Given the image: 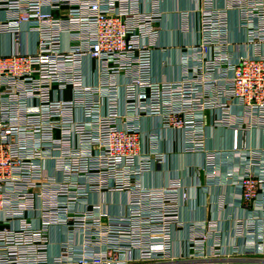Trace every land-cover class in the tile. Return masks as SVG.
Here are the masks:
<instances>
[{
	"label": "built area",
	"instance_id": "1",
	"mask_svg": "<svg viewBox=\"0 0 264 264\" xmlns=\"http://www.w3.org/2000/svg\"><path fill=\"white\" fill-rule=\"evenodd\" d=\"M206 1L200 38L179 49L181 76L160 80L155 56L172 47L159 44L157 0L149 11L140 0H0V264L264 257L262 157L242 142L264 129V0H229L225 11ZM232 11L245 42L230 40ZM208 126L230 128L234 152L247 155L242 214L229 218L242 248L223 244L215 213L184 217L196 186L145 185L166 157L145 152V138L181 131L185 152H205L212 167ZM93 176L105 179L91 185Z\"/></svg>",
	"mask_w": 264,
	"mask_h": 264
},
{
	"label": "crops",
	"instance_id": "2",
	"mask_svg": "<svg viewBox=\"0 0 264 264\" xmlns=\"http://www.w3.org/2000/svg\"><path fill=\"white\" fill-rule=\"evenodd\" d=\"M142 8L150 10L152 0H140ZM160 4V10L164 18L158 27L161 29L159 44L166 49V53L159 51L155 56L154 72L158 74L160 80H173L179 78L182 73L180 65V48L184 47L194 40L200 38L199 34V16L205 7L208 6L206 0H157ZM213 6L222 11L229 8V0H213ZM191 12L186 19L184 13ZM237 11H232L231 35L230 40L240 42L246 41V35L241 25V20ZM195 13V14H192ZM58 15V13H55ZM188 26L190 32L182 31ZM195 31V34L192 32ZM190 35V36H188ZM213 114L207 113V120H211ZM210 124V122H209ZM153 139V134L151 135ZM206 146L209 150L217 152L216 165L208 167L206 164V153L200 152L190 154L185 152L183 132H173L172 130H163L158 134V140L145 138L143 148L145 152L151 154L152 158L156 154H164L165 160L161 165L153 166L150 175L145 178V185L152 188L162 189L170 187L174 182L179 181L184 186H198L191 189V201L188 211H185L184 217L188 219L190 211L195 213L198 220H211L215 216L221 220L224 229L225 239L223 244L231 247L233 241L239 247L245 244L242 239L235 238L234 224L231 220L241 217L242 203L241 190L238 188L239 171L242 164L247 159V155L242 152H234L233 133L227 127L208 126L206 131ZM244 147L248 145L255 152H259L262 158H259L255 166V173L259 174L264 170V129H252L247 138L243 141ZM176 180V181H174ZM173 181V182H172ZM182 194H179L181 196ZM263 195V193H262ZM264 199V197H263ZM216 204L214 205V203ZM211 207V208H210ZM188 215V216H187ZM182 239V243L185 242ZM251 245V244H250ZM247 246V244H246ZM245 246V247H246ZM254 246V244H252ZM250 264H264V257L249 260Z\"/></svg>",
	"mask_w": 264,
	"mask_h": 264
},
{
	"label": "rangeland",
	"instance_id": "3",
	"mask_svg": "<svg viewBox=\"0 0 264 264\" xmlns=\"http://www.w3.org/2000/svg\"><path fill=\"white\" fill-rule=\"evenodd\" d=\"M166 48H168V47H166ZM94 149H95V148H94ZM93 152H94L93 147H91V153H93ZM97 175H98V174H97ZM104 179H105V178H103V177L93 176V177H91V185L94 184L92 181L100 182V181H102V180H104ZM96 189H98V188H96ZM93 192H95L96 194H93L92 197H93V196H101V195L103 194V192H102V191L99 192V190H95V191H93Z\"/></svg>",
	"mask_w": 264,
	"mask_h": 264
}]
</instances>
